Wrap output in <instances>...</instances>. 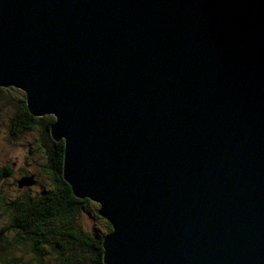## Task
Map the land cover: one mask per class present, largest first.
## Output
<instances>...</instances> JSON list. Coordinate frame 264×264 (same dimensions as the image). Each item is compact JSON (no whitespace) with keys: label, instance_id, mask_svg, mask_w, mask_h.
I'll return each instance as SVG.
<instances>
[{"label":"water","instance_id":"95a60500","mask_svg":"<svg viewBox=\"0 0 264 264\" xmlns=\"http://www.w3.org/2000/svg\"><path fill=\"white\" fill-rule=\"evenodd\" d=\"M0 86L55 118L104 264H264V0H0Z\"/></svg>","mask_w":264,"mask_h":264},{"label":"trees","instance_id":"16d2710c","mask_svg":"<svg viewBox=\"0 0 264 264\" xmlns=\"http://www.w3.org/2000/svg\"><path fill=\"white\" fill-rule=\"evenodd\" d=\"M3 98H13L16 104L13 134L39 130L35 143L40 151L45 150L42 151L46 158L43 172L49 176L50 187L36 196L23 193L18 199L2 205L10 220L0 228V264H25L23 257L16 256V251L31 255L29 264H104L103 241L111 233L112 226L99 214V204L78 199L64 180L65 144L55 141L50 134L55 118L33 116L28 110L25 92L14 86H0V101ZM11 172L9 167L0 171V182ZM30 177L34 176L23 179ZM17 184L19 186V181ZM89 205L94 206L96 218L104 220L108 233H92L78 223L81 211Z\"/></svg>","mask_w":264,"mask_h":264},{"label":"rangeland","instance_id":"374dc122","mask_svg":"<svg viewBox=\"0 0 264 264\" xmlns=\"http://www.w3.org/2000/svg\"><path fill=\"white\" fill-rule=\"evenodd\" d=\"M13 98H3L0 101V171L9 167L11 175L0 182V228L9 224V214L5 213L4 206L6 203L18 199L23 193L30 196L41 194L50 187L49 176L45 170L46 158L35 143L36 138L40 135L39 130L13 134L14 121L17 116V108ZM39 138V137H38ZM45 140V144L48 142ZM35 177V184L31 188L20 189L17 181L25 176ZM5 203V204H4ZM2 205L3 208H2ZM2 209V210H1ZM4 210V211H3ZM78 223L84 229L100 234H106L107 225L102 219L95 216L94 206L89 205L82 210L78 216ZM17 257H23L25 264L32 258L24 252L16 251Z\"/></svg>","mask_w":264,"mask_h":264},{"label":"bare ground","instance_id":"6f19581e","mask_svg":"<svg viewBox=\"0 0 264 264\" xmlns=\"http://www.w3.org/2000/svg\"><path fill=\"white\" fill-rule=\"evenodd\" d=\"M34 179H35V178L33 177V180H34ZM34 184H35V180H34ZM34 184H33V185H34ZM24 187H26V186H24ZM24 187H22V188H24ZM28 187H29V186H28ZM19 188H20V187H19Z\"/></svg>","mask_w":264,"mask_h":264}]
</instances>
